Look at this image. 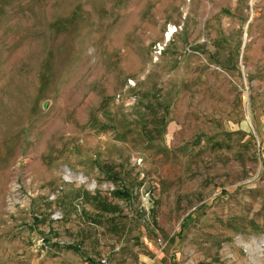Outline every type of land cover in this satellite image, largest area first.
I'll return each mask as SVG.
<instances>
[{
	"label": "rangeland",
	"instance_id": "rangeland-1",
	"mask_svg": "<svg viewBox=\"0 0 264 264\" xmlns=\"http://www.w3.org/2000/svg\"><path fill=\"white\" fill-rule=\"evenodd\" d=\"M264 264V0H0V264Z\"/></svg>",
	"mask_w": 264,
	"mask_h": 264
},
{
	"label": "built area",
	"instance_id": "built-area-1",
	"mask_svg": "<svg viewBox=\"0 0 264 264\" xmlns=\"http://www.w3.org/2000/svg\"><path fill=\"white\" fill-rule=\"evenodd\" d=\"M98 264H106L104 259L98 260Z\"/></svg>",
	"mask_w": 264,
	"mask_h": 264
}]
</instances>
